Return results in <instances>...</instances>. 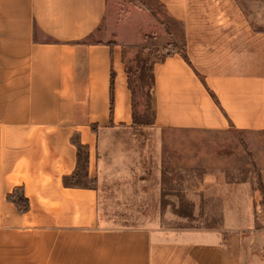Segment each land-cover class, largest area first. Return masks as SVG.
<instances>
[{
    "label": "crops",
    "instance_id": "crops-1",
    "mask_svg": "<svg viewBox=\"0 0 264 264\" xmlns=\"http://www.w3.org/2000/svg\"><path fill=\"white\" fill-rule=\"evenodd\" d=\"M156 1L181 26L190 64L176 52L153 64L152 126L264 132V33L236 0ZM106 9L0 0V264H264L246 183L204 178L199 191L220 200L222 225L185 231L100 228L95 188L63 184L76 172L96 179L100 137L132 128L125 43L93 39Z\"/></svg>",
    "mask_w": 264,
    "mask_h": 264
},
{
    "label": "rangeland",
    "instance_id": "rangeland-1",
    "mask_svg": "<svg viewBox=\"0 0 264 264\" xmlns=\"http://www.w3.org/2000/svg\"><path fill=\"white\" fill-rule=\"evenodd\" d=\"M236 2L252 27L264 33V0ZM116 35L125 43L124 59L136 87L135 114L148 121L153 107L146 70L169 52L183 50L181 26L156 0H107L93 39ZM99 151L96 179L81 177L74 184L98 192L100 228L218 229L221 202L199 191L204 178L216 175L251 187L257 198L255 223L264 228V132L157 130L139 124L101 136Z\"/></svg>",
    "mask_w": 264,
    "mask_h": 264
},
{
    "label": "trees",
    "instance_id": "trees-1",
    "mask_svg": "<svg viewBox=\"0 0 264 264\" xmlns=\"http://www.w3.org/2000/svg\"><path fill=\"white\" fill-rule=\"evenodd\" d=\"M173 53L175 52H169L165 57L167 56H170L172 55ZM178 54L181 55V57L183 58V60L187 63V64H190L189 61H188V58L186 56V53H185V50L183 48V50L181 51H178L176 52ZM164 57V58H165ZM163 58V59H164ZM162 59V60H163ZM160 60V61H162ZM154 64V63H153ZM153 64L147 68V77L149 79V86H148V92H147V96L149 97V101L152 100V94H153V86H154V78H153ZM139 65V64H138ZM140 65H143L144 66V62H140ZM143 66L141 68H143ZM125 67H126V73H127V86H128V90L130 91V94H131V107H132V119H133V123H132V128H135L137 125L139 124H143V125H153V122H154V111H153V114H152V118L148 121H140L138 116L135 114V109L138 105L137 101H136V87L133 85V82H132V78H131V69H128L127 67V63H125ZM145 73V72H144ZM146 74V73H145ZM144 77L143 76H140V79L142 80ZM140 80V81H141ZM142 83V82H140ZM112 86H113V77L111 78V91H112ZM138 89V88H137ZM211 97L213 98V100L215 101V97L212 93H210ZM93 131H95V127L92 128ZM85 150V148H84ZM79 148L77 150V158H78V161H79V158H80V154H79ZM79 174L76 172L74 174V177L72 178V180L74 179H79ZM63 184L65 186H69V187H76L77 184H70L67 182V180L64 179L63 181ZM8 200L12 201V203L20 210V211H26L28 209V202L23 198V196H15L14 194L10 195L7 197Z\"/></svg>",
    "mask_w": 264,
    "mask_h": 264
}]
</instances>
